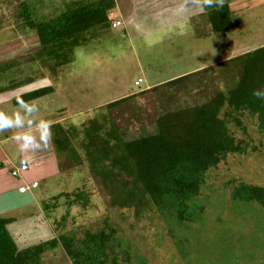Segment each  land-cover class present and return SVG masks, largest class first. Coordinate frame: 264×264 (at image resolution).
<instances>
[{
    "label": "rangeland",
    "instance_id": "rangeland-1",
    "mask_svg": "<svg viewBox=\"0 0 264 264\" xmlns=\"http://www.w3.org/2000/svg\"><path fill=\"white\" fill-rule=\"evenodd\" d=\"M74 1L87 2L0 0V88L47 76L41 83H31L29 90L53 84L57 89L55 94L32 103L0 105V151L9 154L10 164L18 167L21 156L16 144L27 137L23 136L26 130H35L34 125L39 123L44 126L34 135L49 132L52 135L59 128L68 137L71 133L76 144L84 141L87 134L93 137L92 129L85 127L93 117L94 121L104 118V124L112 119L126 135L117 142L112 133L95 138L107 143L99 146L104 148L103 159L95 155L97 152L84 155L77 144L80 159L62 161L60 174L38 181L40 186L33 195L36 198L40 195L41 200L27 207L15 203L2 216L20 218L34 212L37 215L34 217L42 216L53 223L54 237L74 240L82 238L84 233L113 229L114 239L119 243L113 251L121 264H264V207L233 203L230 199L231 189L238 183L264 187V139L257 131L255 118L242 114L240 121L244 130L228 124L235 139L245 142L246 152L227 155L216 168L207 172L196 200V204L204 207V214L188 227H181L171 219L162 220L148 198L140 193V188L133 186L134 170L123 150L124 143L153 134L157 118L147 127L143 118L134 116L138 113L133 107L134 99L128 109L122 106L124 110L105 112L98 108L106 97L117 99L122 89H133L135 78L141 74L157 81L171 73L178 76L201 66L214 65L200 74L198 87L175 85L171 95H167L166 106L170 108L161 114L199 107L217 93L227 92L240 77V68L231 59L264 46V0H212L208 7L225 9L221 12L226 15L228 26L223 29H231L221 36L202 37L199 47H192L195 43L186 30L150 32L135 26L126 28L125 32L119 28L106 29L97 37L93 35L95 28L84 30L78 43L87 41V37L90 41L74 49L70 64L52 72L40 53L35 33L23 26L19 13L28 9L31 18L44 22L74 6ZM115 4L108 14L110 19L122 18L117 15L127 10L139 14L146 7L141 5V0H115ZM204 7L206 9V5ZM135 18H140L143 26L150 25V17L139 14ZM196 51L201 54L194 57L192 54ZM56 72L60 73L59 84L50 79ZM188 93L193 95L189 97ZM69 95L74 103L69 101ZM60 106L62 110L57 111ZM28 120L29 124H22ZM55 122L62 127L54 125ZM139 124L146 129H137ZM99 173H103V178ZM120 175L124 181L115 179ZM75 187L76 191H68ZM2 208L0 205V212ZM39 243L34 239L18 245V249ZM124 251L129 254L127 261L123 258ZM39 264H70V261L59 246L42 254Z\"/></svg>",
    "mask_w": 264,
    "mask_h": 264
},
{
    "label": "trees",
    "instance_id": "trees-1",
    "mask_svg": "<svg viewBox=\"0 0 264 264\" xmlns=\"http://www.w3.org/2000/svg\"><path fill=\"white\" fill-rule=\"evenodd\" d=\"M114 5V0L75 3L44 22L31 18L28 9L22 10L19 16L23 26L35 33L40 53L52 62L46 63L54 72L71 62L73 49L79 44L78 39H82L81 32L102 23L101 16ZM231 61L240 68V77L233 88L217 93L199 107L163 114L156 119L153 134L123 145L127 162L134 170L133 186L140 188V193L148 198L162 220L171 219L181 227H188L204 214V207L196 204V200L207 172L216 168L227 155L246 152L245 142L235 139L228 124L244 130L240 117L247 113L255 118L257 131L264 139V100L253 96L254 91L264 90V46ZM11 88H14L12 84L1 87L0 93ZM51 91V87L33 90L14 97L11 103L18 106ZM123 100L126 99L109 106ZM123 175L115 179L124 181ZM98 176L103 178L101 173ZM230 199L233 203L264 207V187L238 183L232 187ZM12 222L13 218L0 216V264H39L42 254L59 246L70 264H121L113 251L119 247L113 229L84 233L76 240L54 237L19 250L7 230ZM123 258L128 260V251L123 252Z\"/></svg>",
    "mask_w": 264,
    "mask_h": 264
},
{
    "label": "crops",
    "instance_id": "crops-1",
    "mask_svg": "<svg viewBox=\"0 0 264 264\" xmlns=\"http://www.w3.org/2000/svg\"><path fill=\"white\" fill-rule=\"evenodd\" d=\"M90 1H94V0H87V2ZM75 2L76 1H74V3ZM203 3L204 0H141V5H144L146 7L145 9L140 10L139 14L151 18L149 26H143L140 22V18H135L139 15L137 11L132 13V10L131 11L127 10L126 12L117 15V16L121 15L122 18L115 17L113 19H110L108 14L110 11L114 10L116 5L115 4L113 9L109 10L108 12H106L101 16L103 22L98 23L95 26L93 25L91 30L95 28L93 32V35L95 37L99 36V34L101 32L103 33L106 29L114 30L119 28L125 32L126 28H131V27L134 28L135 26H139L140 29H144V31H150V32H159L158 29H160V31L166 30L169 32L186 30L188 31V33H191V40H192L191 42L195 43L194 46L192 47H199L200 46L199 42L202 39V37L205 38L206 35L207 37H210L211 35L221 36L223 32H229V30L231 29L229 27L226 28V30L223 29L225 26H228V24H225L226 15L223 14V12H221V10L224 11L225 9L218 7L221 9L217 10L215 6L208 7L209 5H206V9H205L204 6H203L204 8L201 7ZM223 15L225 18L222 19ZM116 21L120 22V25L117 27H113L112 24ZM88 41H90V38L87 37V41L82 42L81 44H77V46L74 49L86 45ZM200 54L201 52L196 51L192 55L195 57V56H199ZM213 67L214 65H211L207 68H203V66L197 67L187 72H184L183 74H179L178 76H174L173 73H171V75L165 76V78H163L162 80H157V81H152L148 77H145L141 74L140 76L135 78L133 82V87H134L133 89L129 91L127 90L124 91L122 89V91L118 92L117 99L116 98L111 99L109 97H106L105 100L103 99L101 100V102H99L100 106L98 108L99 109L102 108L106 110L105 112L107 111L110 112V110L118 111L119 109H122V106H124V109H128L130 108V103L132 102L131 100L134 99L136 101L133 107H135L136 111L138 112L134 116L136 117L137 115V118L140 119L143 118L142 120L144 124H147L148 127L149 122H153L156 118L162 115L161 114L162 112H166L170 108L166 106L168 103L167 95L168 96L171 95L172 93L171 89L176 87L175 85L183 84V85H188L191 88L192 86L198 87L199 85L198 82L200 80L199 78L201 77L200 74L204 70L206 69L210 70ZM59 75L60 73L58 74V72L53 74V77L52 78L50 77L51 81H53L55 84L56 83L59 84L60 81ZM46 78L47 76H41L39 78H36L33 82L29 81L27 83H23L19 86H16L5 92L0 93V105L12 104L11 101L14 97L31 92L29 90L31 83H33V85L34 83H36L35 81L37 82L39 81V83H41L42 81H45ZM138 80H141V82L137 86H135L134 83ZM53 85L44 86V87H51L52 89L51 93L48 95H52L57 92V89ZM142 85L143 88H141ZM62 92L65 93V91ZM192 95L193 93L190 95L188 93L189 97H191ZM64 97L66 101L67 95ZM64 97H62V99ZM151 98L153 100H150ZM39 99L40 98L36 100ZM56 99H59V95L57 98L53 99L54 103ZM122 99H126V100L125 101L123 100L122 102L114 106H109L110 103L117 102ZM36 100L30 102L32 103ZM69 101L73 102V99L70 95H69ZM12 106L14 105L12 104ZM60 107L61 108H59L57 111L62 110L63 106ZM94 119L95 117H93V119H91L88 122V124L85 126L86 129L87 128L92 129L93 137L87 134L84 136V141L80 140L77 144L79 145V147H81L80 149L82 150V152H84V155L87 154V156H89L91 155L89 154L90 152L91 153L97 152L95 153V155L99 159H103V156L101 154L105 153L103 150L104 148H100L99 146L100 145L105 146L107 143L106 141H104V139L100 141V138L98 139L95 138L104 137L105 135L112 133L114 141L117 142V140L118 141H120V139L122 140V138H124L123 135L126 134H125V130L121 129L119 123L117 124V122H114L112 119L111 121L109 119L110 123L107 122V124H104L103 122L104 118L103 119L101 118V120H97V121L96 120L94 121ZM30 122L31 121L28 120L25 123L23 122L22 124L26 125L29 124ZM53 124L62 127L61 123L59 122H55ZM15 125H19V123L15 122ZM38 125H42V126L37 127ZM43 126H44L43 123L42 124L39 123L37 125H34L35 130L34 129L26 130L23 136L26 135L27 137H23L24 139H19L16 144L17 151L21 156L19 165L24 164L27 166V170L21 173V176L19 178L14 179L10 176V170L16 168V166H12L10 164L11 156H9V154L2 153L0 151V205L3 206L0 212L1 217H3L2 216L3 213H8L10 207H13V204L15 203L18 206L27 207V205H31L35 203L38 199L41 200L40 195L39 198L38 197L36 198V196L33 195L34 194L33 192L34 191L36 192V190L39 188L40 186L39 183L36 189L29 190L24 193L18 192V188L21 185L23 184L28 185L29 183L34 181L37 182L46 181L45 179L52 178V175L55 176L56 174H60L62 172V170H60V166L62 167V163H61L62 161H70V159L72 158H75L76 160L80 159L77 155L78 146L76 143L73 142L71 138L72 137L71 133H70L71 137L70 136L68 137L67 134H64L63 130L57 128L52 135L50 134V132L47 134L42 133L43 135L38 134L40 131L39 129H41ZM140 127L142 128V130L146 129L144 128L146 126H141L140 124L136 126L137 129L138 128L141 129ZM34 132H38V133L34 135L33 134ZM93 143L96 144L95 147L92 146ZM74 190L75 191L77 190L76 187L75 189L68 191H74ZM66 191L64 193H66ZM34 216H37L34 212L24 214L20 216V218H13L11 216L4 215L3 218L14 219V222H12L7 226V230L11 238L13 239L14 243L16 244L17 248L18 245L21 246L23 245L22 243L27 241L31 242L34 239L38 240L39 242H42V240L47 241L54 238V230L52 228L53 223H50V221H47L46 218L42 216H40V218H36ZM25 237L28 239H25Z\"/></svg>",
    "mask_w": 264,
    "mask_h": 264
},
{
    "label": "built area",
    "instance_id": "built-area-1",
    "mask_svg": "<svg viewBox=\"0 0 264 264\" xmlns=\"http://www.w3.org/2000/svg\"><path fill=\"white\" fill-rule=\"evenodd\" d=\"M120 25V22L116 21L112 24L113 27H117ZM141 82V80H138L134 83L135 86H137L139 83ZM27 170V166L24 165V164H21L19 165L18 167L10 170V176L12 178H19L21 176V173L25 172ZM38 187V182L37 181H34V182H31L29 183L28 185L27 184H23L21 185L19 188H18V192L19 193H24L26 191H29V190H34Z\"/></svg>",
    "mask_w": 264,
    "mask_h": 264
},
{
    "label": "clouds",
    "instance_id": "clouds-1",
    "mask_svg": "<svg viewBox=\"0 0 264 264\" xmlns=\"http://www.w3.org/2000/svg\"><path fill=\"white\" fill-rule=\"evenodd\" d=\"M211 2H212V0H204V3H203V5H201V7H203L204 5H210ZM253 96L259 100H264V90L254 91ZM5 123H7V122L5 121Z\"/></svg>",
    "mask_w": 264,
    "mask_h": 264
}]
</instances>
